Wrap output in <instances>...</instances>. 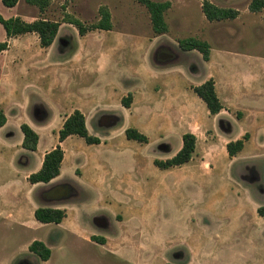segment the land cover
<instances>
[{
  "label": "rangeland",
  "instance_id": "1",
  "mask_svg": "<svg viewBox=\"0 0 264 264\" xmlns=\"http://www.w3.org/2000/svg\"><path fill=\"white\" fill-rule=\"evenodd\" d=\"M170 1L168 31L157 34L138 0H49L44 9L27 0L11 8L0 0L5 18L61 24L47 48L36 33L7 38L0 24V41L9 43L0 52V110L6 115L0 264H264V217L258 213L264 206V67L226 54L222 79L214 61L179 45L196 37L212 54L238 46L264 56V10L250 11L251 0H209L241 13L239 20L210 21L205 0ZM103 6L111 30L81 35L66 21L73 16L89 27ZM214 75L225 104L216 115L193 91ZM130 93L127 108L122 98ZM246 106L250 110L240 109ZM75 109L101 143L69 136L62 174L31 184L45 146L58 143V127ZM26 121L42 130L38 151H26L19 141L18 126ZM128 127L146 134L147 142L127 139ZM186 132L197 137L191 160L158 168L154 160L174 156ZM247 132L243 150L229 156L227 143ZM59 182L74 191L47 197ZM38 207L62 208L66 217L61 224L41 223L34 216ZM34 240L51 249L47 261L30 251Z\"/></svg>",
  "mask_w": 264,
  "mask_h": 264
},
{
  "label": "trees",
  "instance_id": "2",
  "mask_svg": "<svg viewBox=\"0 0 264 264\" xmlns=\"http://www.w3.org/2000/svg\"><path fill=\"white\" fill-rule=\"evenodd\" d=\"M145 5L150 13L153 30L157 34H163L168 31V23L165 19V12L171 7L172 2L170 0L155 1V0H138ZM1 2L7 7H15L19 0H1ZM30 4L38 5L41 9L48 6L49 0H27ZM202 10L206 18L210 21H220L225 19H235L239 15V10L231 7H221L209 0H205L202 4ZM249 10L252 12H259L264 10V0H251L249 4ZM68 23L75 25L81 35H85L88 31L101 29L111 30V13L105 6L100 9V19L96 23L86 27L82 21L78 18L69 16L66 20ZM0 24L3 26L6 37L11 38L13 36L36 33L39 36L40 44L42 47L47 48L55 41L60 23L57 21H51L48 19H36L34 21H26L19 16L5 18L0 14ZM179 45L183 50H198L204 60L210 59L211 49L207 41L201 40L196 37H187L179 40ZM9 43L7 40L0 41V52L7 50ZM193 91L201 98L209 112L216 115L223 110L224 106L220 100L215 87V81L210 78L200 85L193 86ZM132 94H128L122 98V104L125 107H130ZM6 123V115L0 110V127ZM21 130L24 134L22 146L25 149L35 151L39 142L38 133L27 123L21 125ZM127 139L136 140L139 142H147L148 137L146 134L140 132L135 127H128L125 130ZM72 135H78L82 137L87 144H100L99 137L91 135L86 125L85 114L80 109H75L65 119L62 128L59 130L58 138L59 142H63L66 138ZM249 139V133H245L243 138L232 140L227 143L226 149L229 156H236L243 150L246 140ZM197 137L194 133L186 132L182 135V146L178 152L166 159H155L154 164L160 169H169L176 166H181L191 160L193 153L196 149ZM65 157L64 149L60 144H57L52 150L48 151L44 155L41 168L29 175L28 181L31 184L37 183H49L54 178L60 175L61 166ZM74 191V187L70 183H61L51 187L46 193L47 197L62 198ZM260 216L264 217V206L258 208ZM36 220L41 223H55L60 224L66 217V211L62 208L54 207H38L34 211ZM104 239H101L103 243ZM30 251L36 253L42 260L47 261L51 256V249L40 240H34L30 246Z\"/></svg>",
  "mask_w": 264,
  "mask_h": 264
},
{
  "label": "crops",
  "instance_id": "3",
  "mask_svg": "<svg viewBox=\"0 0 264 264\" xmlns=\"http://www.w3.org/2000/svg\"><path fill=\"white\" fill-rule=\"evenodd\" d=\"M240 15H241V13L235 18V20H239V18H240ZM236 50H234V51H231L230 49H220L219 51H217V53L214 51V49L212 50V52H213V54L211 53L210 54V59L209 60H207L208 62L209 61H214L215 63H216V67H217V75L220 77V78H222V79H224V76H226V73H227V71H228V66H229V64L225 61V56L224 55H226V54H228V55H233V56H235V57H242V58H247L249 61H252V62H254L255 63V65H256V68H254V69H263V67H264V56H260V57H258V56H255V55H253L252 53L253 52H247V50H241L242 48H239L238 46H236V48H235ZM245 49V48H244ZM246 49H251V48H246ZM253 49H256V48H253ZM7 50H9V49H7ZM7 50H5V51H7ZM5 51H2L3 53L5 52ZM231 52H234V53H231ZM3 53H1V54H3ZM232 67V66H231ZM215 77H208L207 79H204L200 84H202L203 82H205L206 80H208V79H210V78H212L214 81H215V87H216V91H217V93H218V96H219V98H220V100L222 101V103H223V106H224V108L223 109H225V104H224V102H223V100H222V98H221V96H220V94H219V92H218V90H217V86H216V84H217V81H216V75H214ZM200 84H198V85H200ZM196 86V85H195ZM239 90H241V92H251V91H254V89L253 88H250V89H245V88H240ZM2 92V91H1ZM2 94V93H1ZM3 95V94H2ZM240 109H242V110H245V109H249V106H246V107H244V108H240ZM250 110V109H249ZM74 111V110H73ZM73 111H71L68 115H70ZM68 115L66 116V118L68 117ZM65 118V119H66ZM65 121V120H64ZM64 121L62 122V124L58 127V130H57V132L59 133V130L62 128V126H63V123H64ZM24 123H27L29 126H31L37 133H38V135H39V142H38V146H37V149L35 150V151H38L39 150V148H41V145H42V139H43V136H42V130H40V128L39 129H37L36 127H34L32 124H31V122L30 121H26V122H24ZM5 126L6 125H4V126H2L1 128H0V134H1V130H3L4 128H5ZM18 128H20L21 129V125H19L18 126ZM22 131V130H21ZM56 132V133H57ZM55 134V133H54ZM23 138H24V134H23V132H22V135H20V140L19 141H21L22 140V142H23ZM66 140V139H65ZM65 140L63 141V142H65ZM234 140H236V139H234ZM63 142H59L58 141V143H54V142H52L50 145H48V146H45V148L47 147L48 149L46 150L45 148H44V150H43V152L41 153V156L38 158L39 159V165H38V168L34 171V172H36V171H38L40 168H41V166H42V162H43V159H44V155H45V153L46 152H48V151H50V150H52L54 147H56V145L57 144H60L61 146H62V148H63ZM22 145V144H21ZM20 145V146H21ZM182 146V145H181ZM22 148H24L23 146H22ZM0 149H2L3 150V147H0ZM25 149V148H24ZM23 149V150H24ZM26 151H31V150H28V149H25ZM32 152H34V151H32ZM178 152V151H177ZM176 152V153H177ZM175 153V154H176ZM33 154V153H32ZM174 154V155H175ZM63 170H64V160H63V163H62V166H61V173H60V175L62 174V172H63ZM59 175V176H60ZM59 176H57V177H59ZM56 177V178H57ZM56 178H54L52 181H54ZM51 181V182H52ZM50 183V182H49ZM65 183V182H64ZM37 184H44V183H37ZM58 184H61V182H59V183H56V184H53V185H51V186H56V185H58ZM45 194V193H44ZM65 219V218H64ZM63 222V221H62ZM61 222V223H62ZM60 223V224H61Z\"/></svg>",
  "mask_w": 264,
  "mask_h": 264
}]
</instances>
